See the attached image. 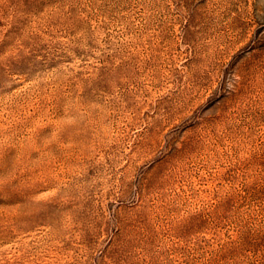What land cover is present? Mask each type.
Returning <instances> with one entry per match:
<instances>
[{"label": "rangeland", "instance_id": "1", "mask_svg": "<svg viewBox=\"0 0 264 264\" xmlns=\"http://www.w3.org/2000/svg\"><path fill=\"white\" fill-rule=\"evenodd\" d=\"M0 264H264V0H0Z\"/></svg>", "mask_w": 264, "mask_h": 264}, {"label": "snow or ice", "instance_id": "2", "mask_svg": "<svg viewBox=\"0 0 264 264\" xmlns=\"http://www.w3.org/2000/svg\"><path fill=\"white\" fill-rule=\"evenodd\" d=\"M11 63V53H4V48L0 45V85L3 84L6 73L4 72V68L9 66Z\"/></svg>", "mask_w": 264, "mask_h": 264}]
</instances>
